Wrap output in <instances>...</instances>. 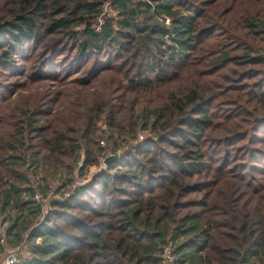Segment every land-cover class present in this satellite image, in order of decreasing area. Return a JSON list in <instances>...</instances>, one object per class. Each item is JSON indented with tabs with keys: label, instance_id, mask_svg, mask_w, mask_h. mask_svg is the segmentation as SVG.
Here are the masks:
<instances>
[{
	"label": "trees",
	"instance_id": "obj_1",
	"mask_svg": "<svg viewBox=\"0 0 264 264\" xmlns=\"http://www.w3.org/2000/svg\"><path fill=\"white\" fill-rule=\"evenodd\" d=\"M219 5L0 0V77H71L84 90L81 111L61 120L36 101L13 105L0 81V254L18 245L16 264H264V10L242 4L222 20ZM166 245L172 263L161 261Z\"/></svg>",
	"mask_w": 264,
	"mask_h": 264
},
{
	"label": "rangeland",
	"instance_id": "obj_2",
	"mask_svg": "<svg viewBox=\"0 0 264 264\" xmlns=\"http://www.w3.org/2000/svg\"><path fill=\"white\" fill-rule=\"evenodd\" d=\"M193 0H191L192 2ZM263 0H226L225 3H222L221 0H216V3L220 4L219 6L223 10V16L235 17L242 12L240 7L242 4H258L259 10H264ZM221 21V19L219 20ZM78 75V74H76ZM68 78H36L35 77H16L10 71H6L0 77V81L4 83H11L9 91V99H12L13 105L21 106L26 102L36 101L42 108V112L48 113V118H61V120L71 119L76 114L81 111L83 105L82 97L84 90L80 89V84L78 82H69ZM87 92V91H86ZM11 108V107H10ZM10 111V110H9ZM12 113V108H11ZM108 120L104 115H98L95 120L94 126V135L98 140L103 139L104 144H106V136L108 134ZM139 133L143 135L142 138H137V140L144 139L148 136L147 130H139ZM103 144V145H104ZM119 155L122 152V148L118 150ZM113 153V152H110ZM109 154V153H107ZM106 154V155H107ZM106 155H102L98 159L97 164L90 165L85 174L81 175L78 171H75L73 174V181L66 188L63 189V193L59 192L55 195L49 193L47 198H62L66 192H71L74 184L78 181H84L86 183L90 178L99 173L103 168L107 167L103 159ZM118 155V156H119ZM80 164V160L78 162ZM57 174L50 175L52 185H55L58 182V178L54 177ZM48 200V199H47ZM44 207V211L46 210ZM4 247L3 252L0 254V264L4 263L6 248Z\"/></svg>",
	"mask_w": 264,
	"mask_h": 264
},
{
	"label": "built area",
	"instance_id": "obj_3",
	"mask_svg": "<svg viewBox=\"0 0 264 264\" xmlns=\"http://www.w3.org/2000/svg\"><path fill=\"white\" fill-rule=\"evenodd\" d=\"M143 135L141 133L138 134V138H142ZM101 144H104V140L103 139H100L99 140ZM84 181H78L74 184L75 185H81L83 184ZM70 192H66L64 194V196H67ZM34 197L36 199H39L40 198V195L39 193H35L34 194ZM1 243L5 244V239L4 237H2L0 239ZM7 246V245H5ZM6 253H5V259H4V263L2 264H16V262L18 261L19 259V250H20V247L17 245V246H7L6 248ZM176 259V255L175 253L173 252V249L170 245H166L163 247L162 249V253H161V261L163 263H172L174 260Z\"/></svg>",
	"mask_w": 264,
	"mask_h": 264
},
{
	"label": "water",
	"instance_id": "obj_4",
	"mask_svg": "<svg viewBox=\"0 0 264 264\" xmlns=\"http://www.w3.org/2000/svg\"><path fill=\"white\" fill-rule=\"evenodd\" d=\"M118 155H119V151L107 154L103 159L104 164L106 166L110 165L114 160L118 158Z\"/></svg>",
	"mask_w": 264,
	"mask_h": 264
}]
</instances>
